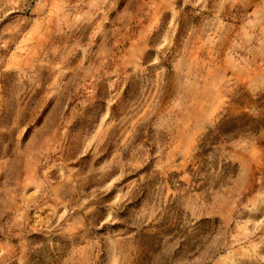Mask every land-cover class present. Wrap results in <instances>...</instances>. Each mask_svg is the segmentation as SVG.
Wrapping results in <instances>:
<instances>
[{
  "label": "rangeland",
  "instance_id": "rangeland-1",
  "mask_svg": "<svg viewBox=\"0 0 264 264\" xmlns=\"http://www.w3.org/2000/svg\"><path fill=\"white\" fill-rule=\"evenodd\" d=\"M0 264H264V0H0Z\"/></svg>",
  "mask_w": 264,
  "mask_h": 264
}]
</instances>
